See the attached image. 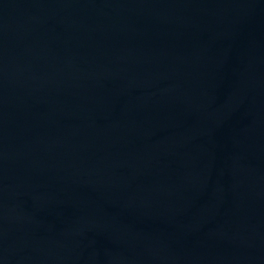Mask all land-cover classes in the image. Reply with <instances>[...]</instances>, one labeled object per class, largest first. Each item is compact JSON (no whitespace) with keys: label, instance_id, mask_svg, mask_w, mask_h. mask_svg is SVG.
<instances>
[{"label":"water","instance_id":"1","mask_svg":"<svg viewBox=\"0 0 264 264\" xmlns=\"http://www.w3.org/2000/svg\"><path fill=\"white\" fill-rule=\"evenodd\" d=\"M0 264H264V0H0Z\"/></svg>","mask_w":264,"mask_h":264}]
</instances>
